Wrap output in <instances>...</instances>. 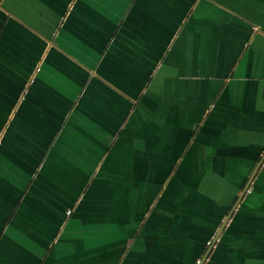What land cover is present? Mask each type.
Wrapping results in <instances>:
<instances>
[{"label": "crops", "instance_id": "0c3cea01", "mask_svg": "<svg viewBox=\"0 0 264 264\" xmlns=\"http://www.w3.org/2000/svg\"><path fill=\"white\" fill-rule=\"evenodd\" d=\"M0 134V264H264V0H0Z\"/></svg>", "mask_w": 264, "mask_h": 264}, {"label": "rangeland", "instance_id": "374dc122", "mask_svg": "<svg viewBox=\"0 0 264 264\" xmlns=\"http://www.w3.org/2000/svg\"><path fill=\"white\" fill-rule=\"evenodd\" d=\"M7 124L8 123H6V125H5V128H6V126H7ZM2 134H0V143H1V139H2ZM165 184L166 183H164L163 185H162V188H164V190L166 191V190H170V188H171V185H172V180H171V182L165 187ZM196 185H197V182L196 183H194L193 184V182H190V183H187V181L185 180L184 182H183V187H181V189H180V194H185L187 197V199L189 200H194V201H199V197L198 198H189V195H190V193H192V190H195L194 189V187H196ZM159 191V190H158ZM195 193H197V191H195ZM185 198V199H186ZM161 199H163L164 200V198L163 197H161ZM180 200H182V198H178V202H180ZM165 201V200H164ZM185 204V203H184ZM184 204H183V206H184ZM184 208V207H183ZM165 207H163L162 209H158L157 211H156V213L157 212H159V213H163L164 215L166 214V213H168V211H166V213H165ZM152 213H154V212H152ZM152 213H151V215H150V217H149V221H153V225H156V227L157 228H159L158 229V232H159V234H162V231H161V228L160 227H162V225H163V227H164V218L163 219H161V220H159L160 219V217L159 216H157V215H155V216H153L152 217ZM148 214L149 213H147V215L145 216V218H147V216H148ZM164 215H163V217H164ZM135 217H137V218H135ZM134 219L133 220H135V222L136 223H132L131 225H129V223H126L127 225H121L120 226V228H116L115 229V227H107L108 226V224H105V225H101V223H99V224H95V228L96 229H98L97 227L98 226H102V228L103 227H107V228H103V229H101V230H99V231H101V233L103 234V239H104V241L106 242L107 240H108V237L109 236H111V235H113L114 233H116L118 236H122V237H124V236H128L127 238H130L131 240H130V242L127 244V248H130V245H131V242H132V240H133V237L135 236V234L137 233V231H138V226H141L142 225V223H143V221H144V219L142 220V218L141 217H138V216H135L134 215V217H133ZM177 218H178V215H177ZM176 218V219H177ZM16 219H18V217L15 215V217H14V220H16ZM158 220H159V222H160V227L158 226ZM131 222H132V220H131ZM167 225V224H166ZM5 227H8V230H7V234H6V237H14V233H16L15 232V228H14V224L11 222V221H9V222H7L5 225H4ZM170 226V225H169ZM85 227V226H84ZM81 230V232L82 231H85L84 229H80ZM153 230V229H152ZM152 230H149V232H148V236H151V235H153L152 234ZM78 233V232H77ZM81 236V235H80ZM154 236V235H153ZM154 238H156V237H154ZM91 238H88V241H91L90 240ZM98 239V236L96 237V240ZM157 239V238H156ZM159 245V244H158ZM135 246V245H134ZM133 246V247H134ZM132 247V248H133ZM158 250V249H157ZM183 251H185V249L183 250H181V252L180 253H182ZM146 253H149V251H145ZM91 253V252H90ZM90 264H92L91 262H90Z\"/></svg>", "mask_w": 264, "mask_h": 264}, {"label": "water", "instance_id": "95a60500", "mask_svg": "<svg viewBox=\"0 0 264 264\" xmlns=\"http://www.w3.org/2000/svg\"><path fill=\"white\" fill-rule=\"evenodd\" d=\"M260 165H261V163H260L259 166L255 169L253 175L250 177V179H249L248 183L246 184L244 190L242 191L241 195L238 197L237 201L235 202V204L233 205V207H232V209L230 210L229 214L227 215V217H226L224 223L222 224L220 230L218 231L217 235L214 237L213 244H215V243L217 242L218 237H219L221 231L224 229V227H225L226 224L228 223V221H229V219L231 218L233 212L235 211L236 207L238 206V204H239V202H240L242 196H243V195L245 194V192L248 190V188H249V186H250V184H251V182H252V180H253V178H254L256 172H257L258 169L260 168ZM212 248H213V245L210 246V247L208 248L206 254H205L204 257L202 258V260L199 262V264H204V263H205V261L207 260L209 254H210L211 251H212Z\"/></svg>", "mask_w": 264, "mask_h": 264}, {"label": "trees", "instance_id": "16d2710c", "mask_svg": "<svg viewBox=\"0 0 264 264\" xmlns=\"http://www.w3.org/2000/svg\"><path fill=\"white\" fill-rule=\"evenodd\" d=\"M196 263H197V262H196ZM197 264H199V262H198Z\"/></svg>", "mask_w": 264, "mask_h": 264}]
</instances>
